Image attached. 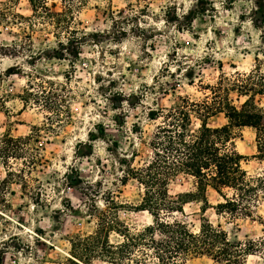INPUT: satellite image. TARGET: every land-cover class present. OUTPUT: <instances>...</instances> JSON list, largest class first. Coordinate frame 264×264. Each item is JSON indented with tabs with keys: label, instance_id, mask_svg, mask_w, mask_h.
Here are the masks:
<instances>
[{
	"label": "rangeland",
	"instance_id": "obj_1",
	"mask_svg": "<svg viewBox=\"0 0 264 264\" xmlns=\"http://www.w3.org/2000/svg\"><path fill=\"white\" fill-rule=\"evenodd\" d=\"M15 13L31 16L29 1L0 0V136L27 143L29 154L11 161L25 177L11 186L15 195L0 186V264H108L78 242L95 233L105 210L131 228L152 223L149 212L134 209L144 190L125 178L151 154L156 122L149 114L179 96L203 98L201 82L213 84L223 72L257 65L264 72V0H89L75 28L60 30L26 28ZM78 45L77 57L69 55ZM242 135L239 151L256 154L254 131ZM245 168L260 173L264 163L250 160ZM5 176L0 163V182ZM191 187L180 176L170 190ZM185 212L177 215L199 224L200 204H186ZM260 213L264 220V203ZM204 218L221 223L233 241H255L258 253L246 264H264V225L213 209Z\"/></svg>",
	"mask_w": 264,
	"mask_h": 264
},
{
	"label": "trees",
	"instance_id": "obj_2",
	"mask_svg": "<svg viewBox=\"0 0 264 264\" xmlns=\"http://www.w3.org/2000/svg\"><path fill=\"white\" fill-rule=\"evenodd\" d=\"M28 1L32 15L15 13L16 23H25L26 28L42 24L59 30L75 28L79 22L76 15L89 2L53 0L50 5L51 0ZM58 2L59 8L55 9ZM109 13L113 23L118 24L113 10ZM6 16L5 12L1 17ZM72 41L68 37L67 43ZM80 48L72 47L69 55L77 57ZM60 55L62 58L68 54ZM201 87L205 90L203 98L179 96L169 107L149 114V119L156 122L147 141L151 154L140 166H130L125 175L144 190L141 203L134 209L149 212L152 223L131 228L115 213L103 211L95 233L78 242L89 255L108 264H187L198 257H207L214 264H246L250 254L258 253L255 241H233L221 223L213 224L204 214L213 209L218 216L252 219L264 225L260 213L264 203V171L252 174L245 168L250 160L264 163V72L258 65L247 72H223L215 83L201 82ZM49 108L54 106L49 104ZM218 115H223L226 123L211 124L210 120ZM245 128L255 133L257 152L252 156L241 153L237 147ZM142 131L140 128L139 132ZM27 146L11 135L0 136V163L6 173L0 186H7L11 195H15L11 186L16 178L23 184L25 179L23 170H15L11 161L26 157ZM180 176L188 177L192 187L172 194L171 184ZM213 193L216 202L210 200ZM191 202L200 204L198 225L177 215L187 217L185 205ZM113 232L116 240L110 237ZM79 260L74 264H93Z\"/></svg>",
	"mask_w": 264,
	"mask_h": 264
}]
</instances>
